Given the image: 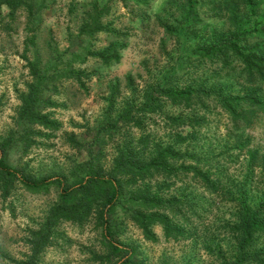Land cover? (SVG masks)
<instances>
[{"label":"rangeland","instance_id":"rangeland-1","mask_svg":"<svg viewBox=\"0 0 264 264\" xmlns=\"http://www.w3.org/2000/svg\"><path fill=\"white\" fill-rule=\"evenodd\" d=\"M196 1L197 36L182 28V14L188 8L185 0H148L140 5L134 0H111L100 15L101 24L110 31L96 32L83 41H77L76 28L88 0H43L38 11L40 23L34 31H24L22 11L15 13L10 29L2 26L7 18L0 19V137L18 124L20 96L33 80L27 62L35 61L39 71L44 67L55 71L54 82L57 77V91H45L50 92L47 95L53 105L43 110L55 127L37 128L30 145L24 148L17 143L5 155L10 165L29 175H63L71 180L79 173L81 159L69 137L81 140V136L89 139L94 134L109 106L110 88L114 89L113 109H119L124 101L139 104L147 86L156 89L170 75L181 87L201 89L184 107L159 97L158 111L136 115L141 117L139 126L130 122L119 130L118 121V131L115 128L110 137H101L104 168L117 141L141 133L151 134L152 143L161 146L174 143V149L192 154L195 160L186 161L184 166L177 161L165 178L156 175L153 180L164 198L174 204L182 194L190 199L181 202L180 211L165 209L179 233L165 237L155 225V238L148 240L138 226L117 213V238L135 248L139 264H223L221 257H228L235 245L228 228L235 220L232 192L246 183L252 189L264 188L259 169L252 173L247 170L248 151H256L259 158L264 156V80L244 72L242 63L230 52L208 56L206 50H199L208 44L210 34L217 42L232 32L227 10L237 0ZM233 9L238 19L244 18L242 8ZM256 12L264 13L258 8ZM249 41L256 42L253 38ZM110 43H114L117 57L107 64L102 65L94 54L79 55L78 45L94 53ZM60 63L70 65L68 75L57 76L64 67ZM254 98L262 105H255L253 113L242 116ZM174 117L183 123L175 122ZM178 137L184 140L177 143ZM197 171H207L212 185L198 179ZM56 197L54 186L32 193L14 182L9 193L0 198V248L7 255L20 258L27 253L24 234L42 220ZM55 231L57 236L44 248L38 264H107V244L95 212L82 223L61 221ZM257 241L258 246L264 245V235Z\"/></svg>","mask_w":264,"mask_h":264},{"label":"trees","instance_id":"trees-1","mask_svg":"<svg viewBox=\"0 0 264 264\" xmlns=\"http://www.w3.org/2000/svg\"><path fill=\"white\" fill-rule=\"evenodd\" d=\"M123 1V0H122ZM148 0H134L137 5L145 4ZM213 1V0H211ZM223 3L231 0H222ZM111 0H88L85 3L87 10L83 13V18L76 28L77 41H83L91 37L94 33L108 30L101 24L100 15L106 12ZM188 8L183 11L182 26L185 32L198 35L194 23L199 22L194 4L196 0H185ZM83 5V4H82ZM240 5V6H239ZM43 6V0H0V19L7 18V22L2 25L10 29L9 23H14L16 12L22 11L24 19V31L35 30L40 23L38 14ZM228 16L231 19L233 30L229 35L219 41L214 42L211 38L214 34L207 36L210 38L208 44L199 48L206 50L208 56L224 54L223 51L238 59L243 66V71L249 76L264 80V13L258 14L256 8L264 11V0H237V4L230 5ZM240 7L243 10L244 18L238 19L233 8ZM6 12L3 14V10ZM110 31V30H108ZM250 38L256 40L254 44ZM26 37L24 45L28 44ZM79 55L82 58L87 54L97 56L102 65L114 61L117 57L114 54V43L106 45L101 51L90 52L84 46L78 45ZM26 48V47H24ZM256 49V50H255ZM243 50L244 52H241ZM83 51V52H81ZM75 55V54H74ZM74 55L72 58H74ZM225 59V58H224ZM33 77L28 84L26 93L20 96V105L17 108L16 120L18 124L7 129L0 137V198L5 197L12 188V184L18 183L24 190L32 193L46 191L49 186H54L57 197L54 203L49 206L42 220L35 227H29L23 239L27 248V253L20 258H12L0 248V264H38L40 255L44 248L50 245L52 239L57 236L55 227L61 221L82 223L91 212L96 213L100 224V231L103 240L107 244V264H139L137 251L133 246L125 244L117 238L118 217L120 211L123 217L132 221L141 230L142 236L148 240H154L155 235L152 227L159 225L163 236H173L179 233V227L173 223L165 212L179 211L182 209L181 202L190 200L184 194L175 202L164 198L160 192V186L154 183L156 175L166 177L168 171L172 169L177 161L182 166L186 161L195 162L192 154L179 152L171 145L161 146L152 143L151 134H139L138 137L117 141L110 157L109 165L104 168L101 159L102 138L110 137L115 128L118 131L117 122L120 121V129L132 122L139 126L142 121L137 114H154L159 110L158 98L163 97L173 104H188L195 98L201 89L193 86L181 87L170 75L168 81L156 85V89L151 85L147 86L141 96V102L134 104L124 101L119 109H113L114 89L110 88V99L108 108L104 112V121H100L95 128L94 134L81 140L70 136L69 141L75 145L78 151V166H81L79 173L73 174L71 180L63 175L53 177H35L23 171V169L10 165L5 155L8 149L15 144L21 143L27 147L37 135V128H54L55 123L48 118L47 113H43L45 107L53 105L48 98L50 92H45L51 88L57 91L55 71H49L44 67L39 71L36 69V62H27ZM59 63V61H58ZM58 75H68L70 65L63 64ZM47 71L48 73H46ZM48 94V95H47ZM46 96V97H45ZM260 100L252 99L242 116L249 115L255 111V105L261 106ZM113 105V107H112ZM114 111V112H113ZM140 120V121H139ZM175 122L182 124V119L174 117ZM115 135V134H114ZM102 137V138H101ZM119 139V138H118ZM184 138H176V142H182ZM247 170L252 173L254 168H258L264 176V156L259 158L256 151L247 152ZM197 178L206 185H212V179L207 176V171H197ZM252 189L249 184L239 186L231 196V200L236 202L233 212L235 220L228 224L232 233L235 245L228 254V257H221L223 264H264V245L258 246L259 237L264 235V188Z\"/></svg>","mask_w":264,"mask_h":264}]
</instances>
